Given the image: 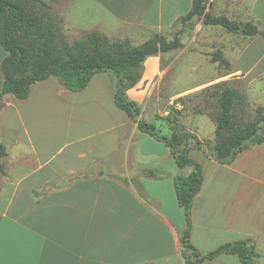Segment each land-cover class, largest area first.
I'll list each match as a JSON object with an SVG mask.
<instances>
[{
	"label": "crops",
	"instance_id": "1",
	"mask_svg": "<svg viewBox=\"0 0 264 264\" xmlns=\"http://www.w3.org/2000/svg\"><path fill=\"white\" fill-rule=\"evenodd\" d=\"M92 1L114 20V29L108 30L116 29L119 38L129 39L152 28L171 27L192 4V0ZM214 2L219 14L255 24L259 30L255 36L239 33L234 47L243 42L242 36L248 39L241 50L264 45V0H206V12L212 13ZM218 50L222 52V46ZM240 52L234 54L233 73L255 81L263 69L251 77L256 62L243 64ZM6 54L0 45V65ZM161 54L146 58L140 80L126 91L140 105L141 114L148 101L142 85L163 72ZM2 82L0 68V91ZM116 84L110 73L100 72L85 89L71 92L49 77L33 83L26 99L7 94L1 100V110L9 107L11 112L8 123L0 124V139L12 149L5 147L4 157L9 160L0 183V264H185V258L193 259L190 251L182 255L179 238L184 218L172 184V177L185 167L166 171L159 162H138V174L122 176L131 189L97 169L104 159L115 157L125 139L127 145L136 140L139 158L147 153L142 143L162 149L161 141L140 131L115 106ZM55 103L59 131H73L75 145L57 161L63 149H48V123ZM23 145L31 149H13ZM191 146L189 140L185 148L188 155L196 151V156H189L200 163L202 181L191 208L190 243L204 254L248 240L258 254L257 264H264V141L240 151L230 163H218L206 150ZM164 149L159 156H172L168 147ZM128 164L124 168L135 165ZM189 172L190 167L182 174ZM165 181L173 197L170 210L161 190ZM198 264L241 262L235 254L221 253Z\"/></svg>",
	"mask_w": 264,
	"mask_h": 264
},
{
	"label": "trees",
	"instance_id": "2",
	"mask_svg": "<svg viewBox=\"0 0 264 264\" xmlns=\"http://www.w3.org/2000/svg\"><path fill=\"white\" fill-rule=\"evenodd\" d=\"M37 4L45 5L43 0H0V45L7 52L0 65L3 76L0 100L7 94L17 99H26L33 83L49 77L56 78L66 90L80 92L86 88L94 74L111 72L117 80L113 93L115 106L124 112L127 119L135 122L140 131L163 142L169 148L178 168L190 167L187 175L177 173L172 177L177 205L184 218L179 243L193 257L185 258L184 263L198 264L226 253L237 255L241 264H257L258 254L248 240L226 243L204 254L195 250L189 239L190 214L193 198L200 189L202 170L200 163L188 155V147L185 148L189 144V138L193 139L195 136L178 133L177 129L169 135L161 134L154 123L139 118L140 107L126 95V91L139 81L142 64L147 57L183 47L179 40L183 28L174 33L172 40L168 41L154 34L137 46L130 45L127 39L110 40L97 31L68 42L54 23L43 19L36 11ZM205 10L206 0H192L190 9L179 18L180 24L183 27L188 21L197 18L202 24L217 25L229 32L246 36L259 33L255 24L238 23L225 15L215 16ZM211 61L229 66L228 60L218 49L212 51ZM238 96L234 90L225 88L217 98L219 111L215 116L214 141H208L207 154L218 163H230L240 151L264 141V128L259 126V122L236 124L234 110ZM256 112L258 121H263L260 110L257 109ZM195 144L198 149L201 148L199 140ZM5 155V146L0 142V157ZM114 177L123 185H128L124 177Z\"/></svg>",
	"mask_w": 264,
	"mask_h": 264
},
{
	"label": "rangeland",
	"instance_id": "3",
	"mask_svg": "<svg viewBox=\"0 0 264 264\" xmlns=\"http://www.w3.org/2000/svg\"><path fill=\"white\" fill-rule=\"evenodd\" d=\"M43 2L45 5L37 4L35 6L36 11L43 19L54 23L56 29L68 42L82 39L90 32L97 31L110 40L122 41L127 39L130 45L137 46L154 34L163 37L165 40H172L174 33L183 28V32L179 35L183 47L163 52L160 55V67L163 72L155 79L148 80L142 85L144 99H148V101L146 105L142 106L143 111L142 114L140 112L139 118L154 123L161 134L168 135L171 132H176L175 129L181 134L189 133L188 135L195 136L193 139L189 138L192 145L189 148L198 149L195 141L199 140L201 148L208 151V141H214L215 116L219 111L217 98L220 91L225 88H230L239 95L234 110L236 124L243 125L249 121H256L259 122L261 128H264V120L258 121L256 112L259 109L264 118V74L255 81H250L243 77L240 72L233 73L237 69L233 57L240 52L241 46L248 37L242 36L243 42L234 47L235 37L240 35L239 33L229 32L217 25H211L212 29L210 30L207 25L202 24L200 19L193 18L183 27L177 20L168 28L161 30L152 28L141 36H133L132 39L119 38L121 36L119 31L116 29L108 30L114 29L113 26L115 25L112 23L114 20L106 15L92 0H43ZM210 7L215 10L217 2L212 3ZM214 10L212 15H222ZM235 22L241 23L238 19ZM125 32L134 34L131 30H125ZM221 46L223 55L229 60L228 67L219 62L211 61L212 51L216 48L220 49ZM262 53H264V45L257 50L243 48L240 52V55L243 54L241 59L243 64L249 65L254 61L256 62L249 71L251 77L257 75L261 69L264 72V57L260 58ZM145 60L142 64V73L144 65H146ZM107 73H110L117 81L111 72ZM206 82L210 83L204 84ZM54 106L55 108L50 110L48 123V149H63L61 154L57 153L55 159L57 161V159L65 156L69 149H74L75 145L73 143V131H59L56 103ZM138 106L140 107L139 104ZM10 112L9 107L0 110V124L8 123L7 117ZM122 113L124 114V112ZM0 142L5 145L7 150L12 149L1 139ZM126 142L127 139L122 142L113 159H104L103 162L99 163L97 169L105 170V175L127 176L128 178L133 173L138 174L141 171L138 164L141 161H146L150 165L159 162L166 171L179 170L173 156H159L160 152L165 150L163 142L161 143L162 149H159L156 144L142 143L143 147L146 148L143 150L147 153L141 158L137 153L139 149H135V145H133L137 143L136 140L132 139L130 143L132 145H127ZM127 147H131V149L125 155ZM13 149L31 148L23 145L21 148L15 147ZM195 153L194 150L189 155L196 156ZM8 160V157H0V183L5 176ZM125 163H129V166L131 163H135V165H132V168H124ZM186 169L188 167H185L182 172L185 173ZM178 173L180 172L178 171ZM161 185V190L166 199L165 208L170 210L173 205L170 188L167 181ZM125 187L131 189L129 185H125ZM185 252V250L182 251L183 257H185Z\"/></svg>",
	"mask_w": 264,
	"mask_h": 264
},
{
	"label": "water",
	"instance_id": "4",
	"mask_svg": "<svg viewBox=\"0 0 264 264\" xmlns=\"http://www.w3.org/2000/svg\"><path fill=\"white\" fill-rule=\"evenodd\" d=\"M3 104H4L3 101L0 100V110L3 107Z\"/></svg>",
	"mask_w": 264,
	"mask_h": 264
}]
</instances>
